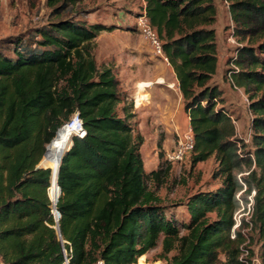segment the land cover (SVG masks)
<instances>
[{"label": "trees", "instance_id": "obj_1", "mask_svg": "<svg viewBox=\"0 0 264 264\" xmlns=\"http://www.w3.org/2000/svg\"><path fill=\"white\" fill-rule=\"evenodd\" d=\"M82 1L47 0L49 8L61 3L53 9L57 20L26 37L0 41L3 263L138 264L161 243L166 264H245V237L238 231L233 239L232 230L241 207L238 195L243 192L247 202L255 192L251 232L258 236L264 264V0H223L240 43L229 60L238 70L227 73L250 102L249 142L239 138L215 82V0H144L189 116L192 167L214 159L213 178L221 180L218 189L182 204L183 221L171 210L179 207L164 205L157 194L170 165L146 173L144 140L129 123L132 106H124V118L118 114L126 99L121 81L112 68L97 65L94 42L115 28L61 18ZM76 113L86 137L69 142L71 134L63 132L56 139ZM54 138L51 168L36 169ZM51 200L58 201L61 237Z\"/></svg>", "mask_w": 264, "mask_h": 264}, {"label": "rangeland", "instance_id": "obj_2", "mask_svg": "<svg viewBox=\"0 0 264 264\" xmlns=\"http://www.w3.org/2000/svg\"><path fill=\"white\" fill-rule=\"evenodd\" d=\"M145 3L144 0H83L79 5L71 8V11L64 13L61 18L74 16V18L87 21L90 25L101 24L115 28L113 32L100 33L94 42V56L97 65L101 70L112 68L121 81L126 99L118 106V114L124 118V106H132L131 112L134 117L129 120V123L136 134H140L144 140L141 154L146 173L150 174L160 165L165 167L170 165V172L160 185L157 194L164 205L179 207L171 210H174L178 220L183 221L185 212L182 204L198 192L218 189L221 186V180L213 178L217 166L214 159L197 164L195 167H192V154L184 162L176 164L169 163L166 159V153L176 147L178 133L186 131L190 121H188L189 116L185 115L183 100L180 102L176 97L170 98L166 105L157 101L158 96L156 97L155 92L158 86L167 87L166 89L173 88V86L170 87L167 81L164 85L155 84V82L163 79L165 72L172 74V67H168L154 56L147 40L137 28V18L144 11ZM215 3L218 9V20L214 28L217 32L218 47L221 50L219 53L222 63L221 73L225 86L223 92L227 93L224 107L233 116L239 138L245 139L246 135L245 141L249 142L251 137L247 135H249L253 119L250 102L242 89L236 91L227 81L228 70L223 67L224 56L222 55L231 54L228 61L231 60L237 48L240 47V43L233 35L229 6L223 0H215ZM60 5L61 3L49 8L47 0H0V41L8 37H26L34 28L57 20L58 18L53 16V9ZM231 36L235 39V43L230 41ZM141 83L154 85L147 91L150 102L140 103L141 105L136 107L138 85ZM69 124L70 122L66 126ZM168 139L173 140V147H169ZM50 146L44 160L51 168L54 151ZM160 152H163L164 157H160ZM40 164L41 161L38 166ZM149 186L154 189L153 182H149ZM56 216L59 217L58 214ZM247 230L248 228L245 229L246 233L249 232ZM183 233L186 232L183 231ZM253 235L254 242L247 245L250 252L249 259L259 258L260 254L261 244L258 236L251 231L248 234L250 240ZM162 254L160 243L157 249L142 257L138 264L141 260L142 264H166L162 259Z\"/></svg>", "mask_w": 264, "mask_h": 264}, {"label": "built area", "instance_id": "obj_3", "mask_svg": "<svg viewBox=\"0 0 264 264\" xmlns=\"http://www.w3.org/2000/svg\"><path fill=\"white\" fill-rule=\"evenodd\" d=\"M137 28L142 33L144 38L147 40L148 44L150 45V47L153 51L154 56L156 58L162 60L164 64H166L168 67L171 68L172 66H171L170 60L164 52L163 42L161 41L156 29L151 25L150 20L147 17L145 9L137 18ZM230 41L235 43V39L233 38V36H231ZM231 68L238 70L233 65H231ZM227 78H228L229 83H231L232 87L236 91H241V89L238 86H236L234 79H233V76H232V73L228 72ZM161 81H164V82L161 83ZM141 84H151V83H141ZM155 84L164 85V84H166V81L163 79H159L158 81L155 82ZM151 85L153 86L154 84H151ZM139 86H140V84L138 85V87ZM152 86L146 87L144 89L147 92L148 89H150ZM178 87H179V85H178ZM137 96H138V93H137ZM140 99H141L140 103H149L150 102V100L147 101V100L143 99L142 97ZM138 100L136 97V100H135L136 107H137L138 102H139ZM139 105H141V104H139ZM72 120L77 124V127H78V132L76 133V136L79 137L80 139H84L86 137L87 133L84 129L83 122L80 118L79 113H76L73 116ZM194 148H195V137H194V134H193L191 127H189L186 131H184L182 133H178V141H177L176 147L173 150L166 153V159L169 163H172V164L184 162L187 157H189L191 154H193ZM242 193L243 192H241L238 195V199L241 202V207L235 213V216H234L235 225H234L233 230H232V238L235 239L237 232L241 231L245 237V243L241 247V249H242L241 260H243L245 262V264H261V261L259 258L249 259L250 252H249V248H247V245L250 244V242H251L248 234L252 230V227H253L252 217H253V213H254L255 192H253L248 197L247 202H243V200L241 199ZM243 225H244V227H243ZM246 228H248L247 231H249L247 233L245 232ZM0 264H4L1 257H0ZM66 264H68V262Z\"/></svg>", "mask_w": 264, "mask_h": 264}, {"label": "crops", "instance_id": "obj_4", "mask_svg": "<svg viewBox=\"0 0 264 264\" xmlns=\"http://www.w3.org/2000/svg\"><path fill=\"white\" fill-rule=\"evenodd\" d=\"M145 6H146V3H145ZM145 6H144L143 10L145 9ZM218 51H219V53L221 51V50H219V47H218ZM230 55L231 54H227L226 55L225 53L222 55V56H224L223 67H224V69H227V70L231 67V65L229 64V61H228V57ZM221 65H222V63H221V56L219 54L218 73H217V75L215 77V81L220 86V89L224 91L225 90V86L223 85L224 84V79H223V75L221 73V71H222ZM172 74H170V73L166 74V72H165V76L163 77V79L165 81L169 82L170 83V87L173 86V88L166 89L167 87L158 86L157 89L159 90V92H158V90H156V92H155L156 93V97L158 96L157 97V101L158 102H161V103H163L165 105L167 104L168 100H170V98H175L176 97L177 100H179L180 102L183 100L182 93H181V91H180V89L178 87L179 83H178V80L176 78V75H175V72H174L173 68H172ZM227 81H228V79H227ZM141 88H143V87H141ZM160 90H163V92L161 91L162 92L161 93ZM142 93H144L143 90H141L140 93H138V95L139 94L141 95ZM145 95H146V100L149 101L150 100V97L147 94V92H146ZM226 97H227V93L224 94V98H226ZM228 97H229V95H228ZM185 115L188 117V114L186 112H185ZM188 121H190L189 120V117H188ZM188 125L190 127V122H189ZM172 133H174V132H172ZM239 135L241 137V134H239ZM248 136L250 137V131H249V135H247V137ZM244 137L246 139V135ZM167 141L170 143L169 144L170 145L169 147H171V146L173 147V144H174L173 140L172 139H168Z\"/></svg>", "mask_w": 264, "mask_h": 264}, {"label": "bare ground", "instance_id": "obj_5", "mask_svg": "<svg viewBox=\"0 0 264 264\" xmlns=\"http://www.w3.org/2000/svg\"><path fill=\"white\" fill-rule=\"evenodd\" d=\"M164 81H161V83H163ZM142 86H139L138 87V93H140V91L141 90H143L144 91V93H142L141 95L139 94L138 96H137V100L139 101L138 102V105L140 104V98L142 97L143 99H145L146 100V90L144 89V88H146V87H150V86H152L151 84H141ZM141 87H143V88H141ZM61 132H59V134H58V136L56 137V139H58L59 138V136L63 133V132H69L70 134H71V137H70V140H69V142L70 141H73V137L74 136H76V133L78 132V127H77V124L74 122V121H72V122H70V124L68 125V126H66V127H64V128H62L61 130H60ZM56 139H55V141H56ZM55 141L53 142V144H52V146H51V149H53V146H54V144H55ZM42 167H45V168H48V166H47V164H46V160H44V162L42 163V165H41ZM100 264H103V263H100Z\"/></svg>", "mask_w": 264, "mask_h": 264}, {"label": "water", "instance_id": "obj_6", "mask_svg": "<svg viewBox=\"0 0 264 264\" xmlns=\"http://www.w3.org/2000/svg\"><path fill=\"white\" fill-rule=\"evenodd\" d=\"M63 128V127H62ZM61 128V129H62ZM61 129H59L58 131H57V133H56V137L58 136V134H59V132H60V130ZM55 137V138H56ZM55 138L51 141V143L46 147V152H45V154L43 155V157H45L46 156V154H47V152H48V149H49V146L53 143V141L55 140ZM70 150V149H69ZM68 150V151H69ZM62 161H63V159L61 160V164H62ZM60 167H61V165H60ZM36 169H44V170H47L48 168H42L41 166H37V168ZM51 170V169H50ZM59 171H60V168H59ZM58 176H59V173H58ZM59 187V186H58ZM51 199V198H50ZM51 202L53 203V201L51 200ZM58 202V201H57ZM57 202L56 203H53V214H55L56 215V213L55 212H57L58 213V210H57ZM58 215H59V217L57 218V216H56V221H57V223H58V225L56 226V229H57V231H58V233H59V235H60V237H61V233H60V226H59V219H60V214L58 213ZM69 264V263H68Z\"/></svg>", "mask_w": 264, "mask_h": 264}]
</instances>
